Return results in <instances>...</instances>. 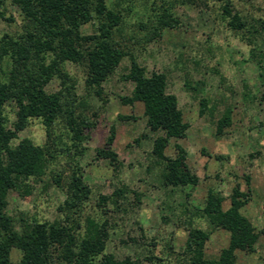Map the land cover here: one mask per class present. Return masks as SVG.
Instances as JSON below:
<instances>
[{
  "label": "rangeland",
  "instance_id": "1",
  "mask_svg": "<svg viewBox=\"0 0 264 264\" xmlns=\"http://www.w3.org/2000/svg\"><path fill=\"white\" fill-rule=\"evenodd\" d=\"M226 2L231 12L244 20L245 28L229 26L230 16L222 9ZM106 4L121 16L115 40L147 74L162 72L166 92L176 96L182 121L188 128L183 138L169 140L164 153L173 157L174 144H179L185 151L184 162L198 176V183L170 189L157 181L150 149L152 139L161 132L148 131L141 102L127 105L120 101L132 89V82L122 77L129 67L128 56L102 82L100 96L85 85L84 65L65 61L60 69L73 80V103L78 111L83 109L92 126L84 130V139L75 148L62 120L55 122L54 157L40 178L25 181L28 193L22 189L8 192L7 214L16 227L20 217L41 222L62 220L63 210L58 206L66 198L69 174L78 166L90 193L79 212L70 218L73 223L84 216L106 220L109 237L105 253L119 259L128 256L143 264H150L145 257L149 255L164 264H185L182 250L188 219L209 231L204 244L206 257L216 258L227 245L229 233L212 227L194 212L204 206L209 189L224 197V209L229 204L231 188L238 184L241 191L248 190L249 199L240 212L258 232V244L252 252L235 251V264H262L264 171L254 174L253 165L264 161V31L259 24L264 20V0H106ZM0 12V34L20 32L24 19L13 0H2ZM163 12L172 15V27H160ZM95 26V21L84 23L80 33L92 34ZM60 87L61 79L54 75L45 89L55 91ZM201 99L206 104L202 113ZM79 102L82 106L76 105ZM227 110L229 125L217 133V120ZM3 114L10 127L13 105L4 104ZM111 126V150L119 162L115 170L107 159L95 156V149L103 146ZM23 137L39 146L47 142L40 118H30L13 143ZM122 185L126 192L116 205L109 200L99 205L100 195H109ZM254 186L256 197L252 199ZM20 255L19 249L10 250L12 262L18 261Z\"/></svg>",
  "mask_w": 264,
  "mask_h": 264
},
{
  "label": "trees",
  "instance_id": "2",
  "mask_svg": "<svg viewBox=\"0 0 264 264\" xmlns=\"http://www.w3.org/2000/svg\"><path fill=\"white\" fill-rule=\"evenodd\" d=\"M13 2L24 21L20 32L0 34V264H143L138 259H130L128 256L119 259L112 253L104 252L109 237V224L106 220L84 216L82 221L73 223L70 215L79 212L90 193L78 166L71 170L66 198L58 206L63 210L62 220L41 222L34 218L28 220L20 217L19 227H16L14 219L5 210L7 194L10 190L21 189L28 193L29 186L25 181L40 178L44 174L47 162L54 157L53 126L56 121L62 120L68 128L75 148L84 139V130L92 126L83 109L78 111L73 103L74 83L60 69L63 62L84 65L85 85L100 96L102 82L124 56L129 57L128 70L122 77L132 82V89L129 95L121 96L120 101L127 105L141 102L146 128L151 133L161 132L152 139L150 156L157 169L154 172L157 181L170 189L195 186L199 180L184 162L185 151L179 144H174L173 157L164 153L169 140L183 138L188 128V124L182 121L177 98L166 92V77L162 72L152 71L147 74L143 66L115 40L114 32L118 29L121 16L107 6L106 0ZM228 5L226 2L222 9L230 16L229 26L232 29L245 28L244 20L238 13H232ZM0 17H3L1 12ZM90 21H95V31L85 35L80 33L81 25ZM173 22L175 20L170 12H163L159 25L172 27ZM259 24L264 31V20ZM253 32L258 33L256 29ZM54 75L61 79V87L55 91H46L45 86ZM4 104H12L14 107V120L10 127L6 125L7 118L3 114ZM199 104V112L202 113L205 100L201 99ZM76 105L82 106L80 102ZM30 118H40L45 128L47 142L43 146L34 144L27 137L13 143L17 133L26 127ZM228 125L227 110L217 120V133ZM113 139L114 128L111 126L103 146L95 149V156L107 159L115 170L119 162L111 150ZM245 180L248 182V178ZM54 181L58 182V179ZM125 192L126 188L122 185L109 195H100L99 205L107 200L116 205ZM228 198L229 205L223 209L224 197L209 189L204 206L194 212L204 217L212 227L227 231V245L216 258L206 257L204 244L209 231L194 226L192 220L188 219L182 250L185 264H235V251L254 250L258 232L240 212V208L249 199L248 190L241 191L236 184L231 188ZM13 247L21 252L16 262L10 260ZM145 257L150 264H164L153 255Z\"/></svg>",
  "mask_w": 264,
  "mask_h": 264
},
{
  "label": "crops",
  "instance_id": "3",
  "mask_svg": "<svg viewBox=\"0 0 264 264\" xmlns=\"http://www.w3.org/2000/svg\"><path fill=\"white\" fill-rule=\"evenodd\" d=\"M264 171V161H263V163H261V161L259 162V161H255L254 162V165H253V172H254V174H259V172H263ZM255 188L253 189V191H251V197H252V199H254L255 197H256V195H255V191L257 190L256 188H257V186H254ZM229 205V204H228ZM228 206H225V208L224 209H226ZM245 217H247V216H245ZM257 244L258 243H255L254 244V249H256L257 248Z\"/></svg>",
  "mask_w": 264,
  "mask_h": 264
}]
</instances>
